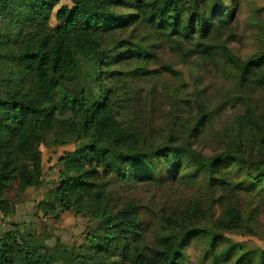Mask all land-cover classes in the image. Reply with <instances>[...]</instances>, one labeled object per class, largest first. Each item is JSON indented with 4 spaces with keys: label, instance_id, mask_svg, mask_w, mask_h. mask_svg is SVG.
<instances>
[{
    "label": "trees",
    "instance_id": "obj_1",
    "mask_svg": "<svg viewBox=\"0 0 264 264\" xmlns=\"http://www.w3.org/2000/svg\"><path fill=\"white\" fill-rule=\"evenodd\" d=\"M62 3L0 0V212L13 217L18 198L43 184L42 146L78 143L59 160L60 181L48 193L52 201L44 199L39 206L56 218L71 211L92 219L93 230L74 250L60 240L49 247L14 227L0 234V264H190L186 249L193 239H207V253L214 255L230 243L227 233L251 231L236 203L224 206L216 220L207 209L185 204L149 221L143 206L119 189L130 191L137 182L160 188L170 172L182 183L203 176L212 190L237 193L246 181L234 183L233 176L242 178L245 169L250 173L244 179L264 192V138L256 142L263 154L260 162L253 160L254 151L248 153L243 141L231 151L206 157L188 150L172 134L167 141L154 138L148 110L136 108L138 82L162 73L140 65L155 57L142 39L119 36L136 24L167 41L191 44L196 34L205 39L213 27L227 25L230 9L220 0ZM119 8L129 10L121 13ZM194 46V54L212 55L202 42ZM228 58L237 69L238 85L264 90V50L246 61ZM164 70L173 72L171 67ZM198 108L194 130L200 137L213 114ZM259 114L263 129L264 110ZM240 119L253 129V109ZM115 156L117 170L106 165L99 173L103 159ZM227 165H232L230 172ZM235 250L241 252L235 264L248 260L245 248L234 243L220 257ZM255 255L264 264V255Z\"/></svg>",
    "mask_w": 264,
    "mask_h": 264
},
{
    "label": "rangeland",
    "instance_id": "obj_2",
    "mask_svg": "<svg viewBox=\"0 0 264 264\" xmlns=\"http://www.w3.org/2000/svg\"><path fill=\"white\" fill-rule=\"evenodd\" d=\"M208 2L214 4V0ZM220 3L230 9L228 24L213 27L205 39L196 34V39L191 44L176 38L167 41L144 25L135 24L119 35L122 39L130 35L134 40L142 39L155 57L151 63L143 62L140 65L152 70L159 69L162 73L156 78L138 82L141 89L137 92L136 108L148 110L146 119L153 125L155 139L167 141L172 134L188 150L206 157L231 151L235 149L237 142L243 141L248 153L254 151L253 160L260 162L263 154L256 142L264 138V125L263 129L259 126V112L264 110V90L238 85L237 69L229 62L228 54L246 61L264 50V0H220ZM62 5H71L70 0H63ZM128 10L119 8L118 12L125 13ZM199 41L209 46L211 56L193 53L196 48L194 44ZM165 67H171L174 74L164 70ZM247 106L253 109L252 130L245 127L240 119L252 111ZM198 107L213 114L212 122L207 123L200 137H197L198 132L194 130ZM201 126L197 129H201ZM78 146V143L57 148L42 146L44 182L40 187L28 189V192L18 198L11 221L4 222L0 219V234L14 230L15 227L44 240L49 247L57 240L74 250H79L84 245L88 233L93 230L92 219H85L71 211L58 213L56 218L55 213H46L43 204L39 206L44 199L52 201L48 193L53 192L60 181L59 171L63 167L60 158L73 152ZM100 154L103 155V149ZM102 162V166L97 168L99 173L106 165L113 171L117 170L116 156L107 162L103 159ZM231 169L232 165L227 171L230 172ZM249 173L244 169L242 178L233 176L234 183L246 181L244 189L237 193H223L218 188L212 190L203 176L182 183L170 172L166 177V184L160 188L137 182L130 191L125 187L119 189L121 192H129L127 199L136 200L143 206L149 221L162 215L163 211L171 214L175 207L185 204L207 209L208 216L216 220L228 203L238 204L242 214L251 223V231L243 234L227 233L230 243L214 255L207 253V239H193L186 249L187 256L190 264H211V261L235 264L241 253L238 250L232 251L226 258L220 257V252L234 243L238 248H245L249 257L239 264H259L255 254L264 255V192L260 190V186L255 187L247 178L244 179Z\"/></svg>",
    "mask_w": 264,
    "mask_h": 264
},
{
    "label": "crops",
    "instance_id": "obj_3",
    "mask_svg": "<svg viewBox=\"0 0 264 264\" xmlns=\"http://www.w3.org/2000/svg\"><path fill=\"white\" fill-rule=\"evenodd\" d=\"M34 189V188H33ZM31 190H32V188H31ZM28 192V191H27ZM0 219H3L4 220V222H9V221H11L12 220V218L11 217H6V218H4L3 217V215L0 213ZM3 232V231H2ZM4 233V232H3Z\"/></svg>",
    "mask_w": 264,
    "mask_h": 264
}]
</instances>
